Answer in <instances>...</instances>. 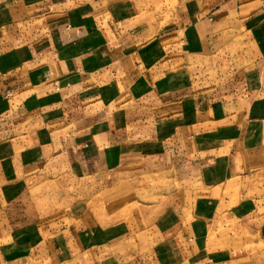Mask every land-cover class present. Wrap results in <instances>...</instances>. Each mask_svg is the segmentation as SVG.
Segmentation results:
<instances>
[{
	"label": "crops",
	"instance_id": "1",
	"mask_svg": "<svg viewBox=\"0 0 264 264\" xmlns=\"http://www.w3.org/2000/svg\"><path fill=\"white\" fill-rule=\"evenodd\" d=\"M161 12L147 0H0V264L87 251L90 264H241L264 247V0H178L164 24ZM232 15L254 65L211 84V40ZM153 162L179 181L141 227L77 212L83 223L42 228L23 195L62 164L136 176Z\"/></svg>",
	"mask_w": 264,
	"mask_h": 264
},
{
	"label": "rangeland",
	"instance_id": "2",
	"mask_svg": "<svg viewBox=\"0 0 264 264\" xmlns=\"http://www.w3.org/2000/svg\"><path fill=\"white\" fill-rule=\"evenodd\" d=\"M154 3L158 10L163 14L162 23L170 20L169 10L172 5L177 4L178 0H147ZM260 3V1H258ZM165 8V9H164ZM245 14V13H244ZM242 14V18H244ZM235 15L229 16L225 27L221 32L216 34L211 41H213L210 64H209V80L210 83L215 84L225 81L226 83H237L234 73H237L243 68H249L254 64L250 63L249 58L250 51L244 43V35L230 28L233 25H237L238 20L234 19ZM225 20V19H224ZM227 21V20H226ZM215 39V40H214ZM220 42V44H218ZM264 61L260 65L261 73L260 80L264 83ZM243 77V76H242ZM12 93L7 89L4 92V97H11ZM36 122L33 126L36 127ZM137 162V161H136ZM160 164L163 161H154ZM154 162L150 165L153 167L147 168L140 164L135 165L132 169H135L138 173L136 176L130 173L129 175L125 171L115 170L114 172L98 173L94 175L81 174L67 170V165L62 164L53 171L45 173V182L29 188L23 194L31 198V208L34 210L32 213L38 216L41 220V227L44 228V224L52 226V228H60V224L64 223L71 225L73 223H83L86 220V224H110L118 221L125 220L130 227H139V224H148L154 219L152 214H144L143 209L154 205L155 203H165L172 194H174V188L171 184H175L179 181V178L172 176L167 172H156L157 167L154 166ZM147 163V162H146ZM144 164V163H143ZM142 164V165H143ZM120 168V167H119ZM142 168V169H141ZM131 169V170H132ZM144 169L146 171H144ZM167 170V168H166ZM143 174L142 176H138ZM138 176V177H137ZM173 177V178H172ZM107 181V182H105ZM183 193V192H182ZM184 194V193H183ZM196 197V193L190 192L187 199L188 204ZM184 198V196H183ZM164 202V203H163ZM111 205V206H110ZM182 206H185V202H182ZM114 207V209H112ZM110 208L114 210L109 213L105 209ZM142 209V212L138 210ZM80 213L83 220H74L73 213ZM137 216L139 222H136L134 218H127L132 215ZM57 214V216H55ZM61 215H63L61 217ZM71 215V218H67ZM145 215V216H144ZM45 217L47 219H45ZM63 219V221H61ZM138 224V226H137ZM235 222L233 220H224L219 224L218 229L223 230L225 227H234ZM40 227V228H41ZM141 227V226H140ZM49 234V233H48ZM57 238V236H50L49 239ZM250 249V245L244 246ZM257 251H250L246 253V257L241 260V264H264V247L262 246ZM107 250L100 252V258L98 261L106 262L104 258ZM23 256L15 257L14 263H20L22 260L19 258ZM130 258V261L136 260ZM28 259V258H27ZM26 260V259H25ZM97 260V255L90 251L75 255L70 258L64 264H90ZM31 262V260H29ZM37 264H45L44 260L39 262L34 261ZM21 264V263H20Z\"/></svg>",
	"mask_w": 264,
	"mask_h": 264
},
{
	"label": "built area",
	"instance_id": "3",
	"mask_svg": "<svg viewBox=\"0 0 264 264\" xmlns=\"http://www.w3.org/2000/svg\"><path fill=\"white\" fill-rule=\"evenodd\" d=\"M210 20H212V17L210 16V18H209Z\"/></svg>",
	"mask_w": 264,
	"mask_h": 264
}]
</instances>
